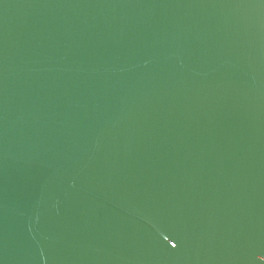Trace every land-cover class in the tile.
I'll return each mask as SVG.
<instances>
[{
    "label": "water",
    "instance_id": "water-1",
    "mask_svg": "<svg viewBox=\"0 0 264 264\" xmlns=\"http://www.w3.org/2000/svg\"><path fill=\"white\" fill-rule=\"evenodd\" d=\"M0 264H264V0H0Z\"/></svg>",
    "mask_w": 264,
    "mask_h": 264
}]
</instances>
